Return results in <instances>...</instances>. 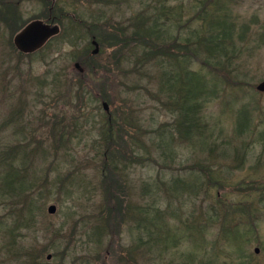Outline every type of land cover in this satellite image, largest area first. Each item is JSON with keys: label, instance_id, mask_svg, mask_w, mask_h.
<instances>
[{"label": "rangeland", "instance_id": "374dc122", "mask_svg": "<svg viewBox=\"0 0 264 264\" xmlns=\"http://www.w3.org/2000/svg\"><path fill=\"white\" fill-rule=\"evenodd\" d=\"M197 2L169 0L172 13L182 15L179 25L193 18ZM148 3L149 0H0V121L11 111H21V118L27 122L21 135L32 142V147L40 142L41 149L48 152L47 156L39 154L34 158L41 169L39 174L52 166L51 160H59L54 159L55 140L49 136L53 123L46 126L39 123L43 116L46 122L55 116L75 119L78 115L81 130L87 135L70 144L73 158L82 164V172L86 174L89 183L86 190L73 189L71 197L56 190L47 197L35 224L36 240L31 235L27 242L42 254L46 264H264V93L255 91L256 85L264 80V0H230L223 4L235 28L230 64L212 75L210 69L200 67L201 59L190 66L192 71L205 74L207 91L213 94L212 97L208 94L203 107L211 136L205 139L206 144L198 140L194 145L175 144L167 154L169 157L161 159L160 151H154L151 144V138L156 136L153 132L161 127L173 128L177 114L171 113L164 95L155 98L159 85L154 74L158 75L159 68L150 64L141 70L132 57L142 54L131 42L132 34L140 30L133 20L140 14L149 16ZM12 15L17 20L10 22ZM39 18L55 19L56 24H50L59 26L60 34L72 30L73 20L90 25L96 22L99 26L93 31L101 38L92 35V39L98 44V53L92 54V39L85 35L77 48L67 41L61 43L60 38L50 40L36 54L21 56L11 46L16 33L13 29ZM193 21L190 28L201 25L199 20ZM111 28L123 29L119 45L128 44L125 47L128 50L116 48L119 46L108 48L103 30L112 31ZM188 34L185 28L181 38ZM120 51L123 58L129 57L130 64L122 59L119 67L103 65L122 58L118 56ZM93 56L97 58L92 59ZM84 59L92 63L93 71L82 64ZM75 63L81 71L73 68ZM76 70L81 73L77 75ZM48 71L61 72L62 78L74 84L75 89H69L66 100L57 103L46 97L37 100L33 86ZM216 76L225 80L221 82ZM79 77L83 78V90ZM101 92L114 101H98L102 112L101 104L106 103L108 112L114 114L112 130L119 132L123 127L131 137L136 136L131 142L123 135L131 148L142 153L145 146L151 153L140 156L143 161L133 163L122 174L123 179L113 175L103 181L102 172L96 173V163L101 166L99 171L104 169L103 173H107L101 158L96 160L92 146L105 117L88 100L91 95L99 98ZM241 111L243 119L239 117ZM13 127L14 124L0 130L3 143H14L17 135ZM114 147L125 148L118 140ZM193 166L196 173L182 170ZM53 169L54 166L48 170L49 181L56 175ZM174 179L203 181L204 186L195 196L189 192L181 195L171 184ZM115 181H126L127 187L120 193ZM154 182L166 186L155 203L164 216L166 239L162 237L163 243L151 248L146 232L149 221L141 210L152 203L150 195H143V186ZM97 186L106 187V199ZM116 201L123 211L132 207L124 221L121 209L110 212L107 207L109 203L112 208ZM49 205L56 206L53 215L47 214ZM69 213L74 214L72 219L67 217ZM95 225L103 230L93 237ZM235 225L239 236L223 235V227ZM191 226L202 228V232L189 230Z\"/></svg>", "mask_w": 264, "mask_h": 264}, {"label": "trees", "instance_id": "16d2710c", "mask_svg": "<svg viewBox=\"0 0 264 264\" xmlns=\"http://www.w3.org/2000/svg\"><path fill=\"white\" fill-rule=\"evenodd\" d=\"M228 1L230 0H198L197 10H195L196 12L193 18L179 25L182 15L178 14V12L172 13V8L169 7V0H149L148 8L151 12L149 16L140 14L138 18L133 20L138 24L140 30L132 34L131 42L135 45L134 48L142 51L141 55L132 56L134 65H137L141 70L150 64L151 67L155 66L159 68L158 75L155 77L154 74V79L156 78L159 85V90L158 93H155V98L161 99L163 97L162 95H164V98L168 101V105L171 106V113L177 114L173 128L161 127V129L153 132L156 136L151 138V144L154 151H160V159L168 156L173 150L172 146L175 144L181 145L186 142L194 145L196 140L206 144L205 139L211 136L208 125L204 120L203 107L208 102V94L210 97L213 94L207 91L205 74L192 71L190 66L193 62L201 59L200 67L202 69H210L209 74L212 75L213 73L217 74L218 70L230 64V53L234 51L231 39L235 34V28L233 22L230 20V15L223 5ZM144 11L146 13L147 9ZM8 20L12 22L17 19L12 15ZM37 20H42L49 25L51 22L56 24L55 19L45 21L43 18H39ZM193 20H199L201 25L197 28H190L194 22ZM26 24L13 29V33H18ZM71 25L74 26L72 30H63L60 34L61 31L59 28L58 35L50 38V40L58 41L61 38V43L67 41L72 47L77 48L85 35L90 36L91 39L92 35L96 39L100 37V34L93 31L95 27L99 26L94 21L90 25L84 21L73 20ZM185 28L189 30L188 37L181 38V32ZM110 30L112 31L103 30L105 40L108 41V48L113 49L119 46L116 48L123 49V51L128 50V48L125 49L128 44H124L125 46L119 45L120 37H124L122 35L123 29L111 28ZM82 31L84 33L83 35L81 34ZM50 40L43 48L33 54L47 47ZM11 46L17 51L13 42ZM12 48L11 51H13ZM17 52L21 56H31V53L23 54L19 51ZM118 56L122 58L117 59L114 63H110L109 60L107 64L105 63L103 65L119 67L122 59L125 60L126 64H130L129 57L123 58L124 54L122 55V52ZM96 58V56L92 57V59ZM83 61L82 64L93 71L92 68L94 66L91 65L92 63L88 62L87 59ZM52 73L48 71L46 73L47 76H39L36 80L35 87L33 86L39 102L42 100V97L50 98L52 101L54 100V103H57L60 99L66 100V95L70 92L69 89H75L73 83L70 84L68 79L62 78L61 72ZM75 73L78 75L81 72H77L76 70ZM150 78L153 79V75ZM216 78L221 82L225 80L222 77L221 79L220 76H216ZM81 80L83 78L79 77V85L81 90H83L85 87L81 85ZM102 92L99 98L91 95L90 100H88V103L90 101V103L96 106V112L101 113L102 117H105L103 120H101L102 118L100 119L102 126L99 128L98 138L92 141V146L96 151V160L101 158L103 162L102 166L108 170L106 169L107 173L104 174L103 171L105 170L99 171L101 166L99 167L98 163H96L95 167L98 169L96 173L101 174L100 172H102L101 177L103 181H107L113 175H117L118 178L123 179L122 174L126 173L133 163L143 161V159H140V156L144 153L149 155L151 153L146 151L148 148L145 146H142V153H137L135 149L131 148L126 143L123 135H126L131 142L134 141V137L136 138V136L131 137L128 132H125L123 127L119 132L112 130L111 121L114 114L110 112L106 113L104 110L102 112L100 106H98V101L102 102V100H106L112 103L114 101L109 95ZM256 93L258 94L259 92L256 91ZM78 96L76 98L82 100ZM19 112L21 111H11L6 119L0 121V130L14 124L13 131L17 135L13 144L3 143V140L0 138V237L3 238V242L0 244V264H46L42 258V254L34 250V246H31L27 242V238L32 235V238L36 240V235L38 234L37 229L35 230L36 221L41 216L44 201L54 191L67 192L68 196L71 197L73 189L74 191L82 188L86 190L87 187L85 185L89 184L86 174L82 172V164L73 158V153L70 151V144H72L73 140L78 139V141H81L87 135L81 130L82 123L78 121V115L75 119L74 117H67L66 115L60 117L55 116V118L51 119L48 118L46 122L44 121V116L40 119L39 123H44L45 126L53 123L51 124L53 126L51 135L49 133V136L55 140L54 159H58L59 157V160H53L54 162L52 160L50 161L52 166H54L53 171L56 175L54 179L49 181L48 170L52 166L39 174L41 169L38 165H35L34 160L39 154L47 156L48 152L41 149L40 142H37L32 147L30 145L32 142L28 141L24 135H21L22 130H25L27 122L21 118ZM239 117L243 119L244 114L242 111ZM86 122L87 120L84 121V123ZM116 140L119 141L120 146H124L125 148H115L117 147H114ZM121 158L124 160H121ZM182 170L187 171V173H196L194 166ZM198 173H200V170H198ZM199 175H197L198 180H200ZM115 183L120 193L122 189L127 187L126 181H122L121 183L120 181H115ZM171 184L175 188V192L179 191L181 195L189 192L192 196L199 193V190L204 186L203 181L192 182L181 179H174ZM97 187L100 189L101 196L106 199V187ZM143 187V195H150L152 199L151 205L143 207L141 211L149 221L147 223L150 228L146 232L149 236V244L153 248L154 245L163 243V232L166 233L163 213L155 204L160 194L163 193L162 188H166V186L163 187L162 183L154 182L150 186L145 183ZM110 190L112 188H109ZM109 198L111 199L112 196ZM115 203L112 205V208L109 203L107 204L110 212H120V209L122 210L119 201ZM131 210L132 207H127V211L125 208L124 211L122 210V221H124ZM73 215V213H69L67 217L72 219ZM188 229L202 232V228L200 229L195 226H191ZM238 229V225H235L226 227L225 229L223 227L221 231L226 237L230 234L231 237L236 238L240 235ZM102 230L100 225H95L92 236L96 237ZM163 238L165 240L166 235ZM68 244H70L69 241H67Z\"/></svg>", "mask_w": 264, "mask_h": 264}, {"label": "water", "instance_id": "95a60500", "mask_svg": "<svg viewBox=\"0 0 264 264\" xmlns=\"http://www.w3.org/2000/svg\"><path fill=\"white\" fill-rule=\"evenodd\" d=\"M59 28L60 27L54 24H46L42 20L36 19L30 21L14 36L13 45L20 53H34L40 50V48H42L50 40V38L58 35ZM91 45L94 46L92 54H97L99 51L98 44L94 39H92ZM73 68L81 71L77 63L74 64ZM256 91L259 93H264V80L256 85ZM102 107H104L103 110L105 112H108V106L106 103H102ZM47 212L48 215H53L56 212V206L49 205L47 207ZM46 259L50 260L51 256L47 255Z\"/></svg>", "mask_w": 264, "mask_h": 264}, {"label": "flooded vegetation", "instance_id": "af4514ba", "mask_svg": "<svg viewBox=\"0 0 264 264\" xmlns=\"http://www.w3.org/2000/svg\"><path fill=\"white\" fill-rule=\"evenodd\" d=\"M16 35V34H15ZM14 38V37H13Z\"/></svg>", "mask_w": 264, "mask_h": 264}]
</instances>
